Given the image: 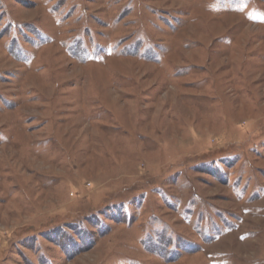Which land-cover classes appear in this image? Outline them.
<instances>
[{
    "label": "rangeland",
    "instance_id": "rangeland-1",
    "mask_svg": "<svg viewBox=\"0 0 264 264\" xmlns=\"http://www.w3.org/2000/svg\"><path fill=\"white\" fill-rule=\"evenodd\" d=\"M0 264H264V0H0Z\"/></svg>",
    "mask_w": 264,
    "mask_h": 264
}]
</instances>
